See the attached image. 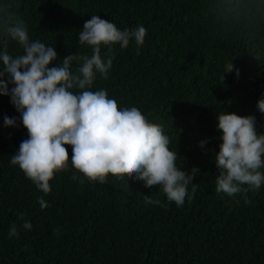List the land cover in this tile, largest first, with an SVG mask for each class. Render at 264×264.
<instances>
[{
  "label": "trees",
  "instance_id": "16d2710c",
  "mask_svg": "<svg viewBox=\"0 0 264 264\" xmlns=\"http://www.w3.org/2000/svg\"><path fill=\"white\" fill-rule=\"evenodd\" d=\"M0 8L24 21L30 39L54 47L57 65L69 54L91 55L78 33L93 15L120 30L144 26L142 45L114 44L110 53L101 46L112 66L89 90L138 107L169 135L177 166L199 170L194 198L180 207L159 186L128 175L89 181L70 162L44 194L10 164L27 132L0 96V264H264V185L235 198L216 193L212 159L215 113L252 114L264 133L255 107L264 94V0H0ZM7 51L22 54L15 42ZM227 63L234 71H224ZM5 115L17 126L2 127ZM142 195L163 206H145Z\"/></svg>",
  "mask_w": 264,
  "mask_h": 264
},
{
  "label": "clouds",
  "instance_id": "9594fccd",
  "mask_svg": "<svg viewBox=\"0 0 264 264\" xmlns=\"http://www.w3.org/2000/svg\"><path fill=\"white\" fill-rule=\"evenodd\" d=\"M146 32L142 25L120 30L93 15L78 33V42L90 46L91 55L69 54L57 65L54 47L30 39L24 21L0 8V96L9 97L27 132L10 164L18 166L37 190L48 194L49 181L70 162L89 181L103 183L108 175H128L145 188L159 186L177 207L194 198L198 185L192 181L199 170L177 166L180 156L169 147L163 127L149 122L134 105L118 107L106 90H89L97 74L106 78L112 66L113 57L102 56L101 46H108L109 53L114 44L125 49L134 41L139 46ZM9 42L18 44L22 54H9ZM224 71H234L233 66L227 63ZM255 107L264 116V94ZM214 118L219 132L212 157L218 172L216 193L235 198L258 191L264 185V133L257 130L255 116L221 110ZM16 126L17 117L4 116L2 127ZM206 143L202 139L198 146L203 149ZM65 145L71 146L70 159ZM142 196L145 206L161 205L159 199ZM37 203L41 209L47 206L42 196ZM22 227L30 230L31 223L25 221ZM8 234L17 235L15 225Z\"/></svg>",
  "mask_w": 264,
  "mask_h": 264
}]
</instances>
